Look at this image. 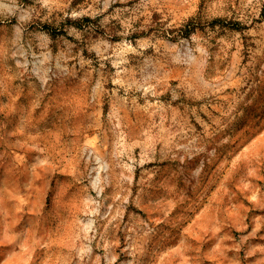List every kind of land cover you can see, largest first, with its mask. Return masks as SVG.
<instances>
[{
    "label": "rangeland",
    "instance_id": "rangeland-1",
    "mask_svg": "<svg viewBox=\"0 0 264 264\" xmlns=\"http://www.w3.org/2000/svg\"><path fill=\"white\" fill-rule=\"evenodd\" d=\"M0 264H264V0H0Z\"/></svg>",
    "mask_w": 264,
    "mask_h": 264
}]
</instances>
